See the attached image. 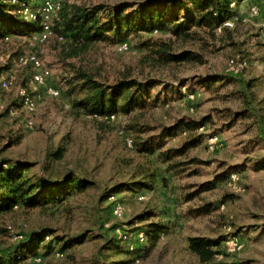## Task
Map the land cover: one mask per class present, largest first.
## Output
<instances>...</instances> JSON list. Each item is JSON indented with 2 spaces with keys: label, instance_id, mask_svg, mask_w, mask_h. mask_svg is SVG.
Instances as JSON below:
<instances>
[{
  "label": "rangeland",
  "instance_id": "obj_1",
  "mask_svg": "<svg viewBox=\"0 0 264 264\" xmlns=\"http://www.w3.org/2000/svg\"><path fill=\"white\" fill-rule=\"evenodd\" d=\"M127 1L145 0H76L85 4ZM232 2L239 18L236 23L232 21V33L213 37L204 34L175 43L176 49L186 47L198 52L201 58L197 61L159 65L144 59L145 51L128 39L123 40L130 46L124 53L117 51L118 41H98L69 59L64 58L68 45L53 36L40 42L33 37L8 35L6 43H0V75L11 69L17 82L24 83L30 70L18 67L13 59L20 53H34L51 70L47 84L60 91V96L53 98L40 87L36 109L29 115L14 94L2 96L4 108H10L0 112V159L31 163V175L55 180L73 170L92 182L62 202L0 214V249L14 242L2 231L3 226L10 225L22 233L48 229L52 238H60L48 251L41 247L37 250L43 256L39 264H264V0ZM252 6L257 8L256 13H252ZM231 57L246 62L231 83H200L211 76L227 75L225 68ZM65 61L96 72L108 82L123 71L138 78L156 76L172 81L175 87L183 79L174 96L146 110L143 118L157 126L171 124L182 116L196 120L206 117L208 121L200 131L216 134L214 147L209 149L207 142L201 141L172 159L185 162L175 170L169 169L157 152L138 153L135 146L126 145V139L132 137L124 128L126 117L117 115L106 123L72 107L60 83L69 70ZM187 92L194 97L188 99ZM10 140L13 143H8ZM182 141L171 138L165 148L177 147ZM57 150L61 154L55 159ZM190 159L196 160L189 163ZM230 171L237 172L235 181L223 179L214 188L206 187L207 182L221 179ZM149 173H154L151 187L134 191L123 188L115 193L125 210L121 218L113 217L106 200L112 187L131 185ZM140 194L145 199L138 200ZM207 203L212 204L211 211L200 213ZM147 212L155 216L141 221L138 216ZM148 221H160L167 232L152 249L137 253L142 246L137 230ZM228 226L244 245L239 252L228 251L220 240L229 234ZM120 232L128 234V241L117 238ZM80 234H85L81 243L65 249L61 258L53 256L52 252L62 248L66 240ZM190 236L218 241L219 253L210 262H200L188 249ZM131 244L135 250L128 253L125 250ZM20 264L33 263L25 260Z\"/></svg>",
  "mask_w": 264,
  "mask_h": 264
},
{
  "label": "trees",
  "instance_id": "obj_2",
  "mask_svg": "<svg viewBox=\"0 0 264 264\" xmlns=\"http://www.w3.org/2000/svg\"><path fill=\"white\" fill-rule=\"evenodd\" d=\"M232 1L234 0H145L85 4L78 3L76 0H62L61 8L53 16V31L56 35L53 37L57 39L59 34L64 36L63 44L69 47V51L64 55L67 59L80 50L87 51L98 41L120 43L128 39L135 40L134 46L145 51L144 59L150 58L153 63L159 65L197 61L201 58L198 52L186 47L176 49L175 43L194 40L204 34L213 37L215 34L232 33L231 28L227 26L222 27L221 32H216V28L226 20L235 23L238 21L237 11L231 6ZM17 2L0 0V43H6L7 40L3 39L6 35L31 38L41 30L39 19L30 20L19 9L20 5L24 4L31 11H36L39 6L38 0H17ZM155 30L157 32H154ZM64 63L69 66V70L67 75L61 76L60 83L63 84V92L70 99L72 107L91 118H94L93 115L108 116L110 114L126 117L124 128L131 133L133 146L137 152L145 155L157 152L159 158L167 163V167L171 170L185 164L182 161L172 162L173 158L183 155L188 149L199 145L201 141L216 136V134L203 133L199 130L200 127L204 128L203 124L208 121L206 117L196 120L182 116L171 124L157 126L144 120V112L160 103L165 104L166 97L175 95L177 88L184 83L183 79L178 81V86L175 87L170 83L172 81L166 82L168 80L156 76L138 78L128 71H123L121 76L108 82L99 78L96 72L75 62L65 61ZM2 69L3 67H0V74ZM232 79L233 76L230 74L215 75L201 80L200 83L229 84ZM154 89H156L155 92H153ZM8 108L10 107L4 110ZM103 120L106 123L112 122ZM171 138H183V141L177 147L165 148L166 142ZM8 143L13 142L10 140ZM60 154L59 150L55 151L53 158H59ZM195 160L190 159L189 163ZM31 168L32 164L29 162L0 159V214L19 207L34 208L62 202L72 194L84 191L92 184L90 180L73 170L68 171L63 178L53 180L44 175L29 174ZM232 173L237 172L230 171L223 176L224 178H214L206 183V187L214 188L217 181L227 180ZM151 177H154V173L143 176L131 185L113 186L106 200L110 194L119 192L123 188L134 191L139 187H151L154 180ZM14 206L17 208L15 209ZM210 209L212 204L207 203L199 210L200 213L203 211L207 213L211 211ZM154 216L152 212H147L138 217L141 221H145ZM141 228L137 231L144 233L145 241L137 249V253L152 249L167 232V226L160 221H148ZM2 231L6 233L5 226L2 227ZM229 235L233 233L230 232L220 240L225 241ZM23 236L22 240L13 242L5 249H0V264H20L25 260L30 261L28 259L31 256L39 254L37 250L40 247L48 251L53 241L60 240L58 237L52 238L48 229L33 230L23 233ZM84 236L85 234H80L66 240L62 248L52 252L53 256L56 250L64 251L74 244L81 243ZM45 237L49 239L45 240ZM117 238L126 242L129 236L127 240L118 235ZM144 244L146 246L143 248ZM218 245V241L206 236L188 237L189 251L203 263L210 262L219 253L216 249ZM133 250H135L133 247H126L125 251L131 253Z\"/></svg>",
  "mask_w": 264,
  "mask_h": 264
},
{
  "label": "built area",
  "instance_id": "obj_3",
  "mask_svg": "<svg viewBox=\"0 0 264 264\" xmlns=\"http://www.w3.org/2000/svg\"><path fill=\"white\" fill-rule=\"evenodd\" d=\"M13 3H18L17 0H11ZM39 6L36 11H31L28 6L21 4L20 10L22 13L30 20L36 21L39 19L41 30L38 34L34 35L33 38L37 39L40 42L47 41L52 36H56L53 31V16L58 12L61 8L62 0H38ZM234 2H231V6ZM252 13L257 12V8L255 6L251 7ZM231 27L232 21L226 20L222 25L216 28V32H221L222 27ZM154 32H157L156 30ZM4 40L8 39V36L3 37ZM57 39L63 42L64 36L59 34L57 35ZM130 48L128 42L122 41L117 44L116 49L118 52H126ZM14 64L18 67L30 70L29 77L25 81V83L17 82L18 78L14 70H8L4 75H0V112L3 111L4 105L2 103V96L5 94H14L18 99V102L21 106V109L26 112L28 115L32 114L37 105V100L40 97L39 88L44 87V92L53 98H57L60 96V91L54 87L52 84H47V80L51 77V70L47 66L44 65L43 61L34 53H26L19 54L14 59ZM246 62L241 58L231 57L228 59L225 71L226 73L236 76L241 70L245 67ZM186 97L188 99H192L194 97V93H187ZM94 118H103L105 120L113 121L116 117L114 114H110L108 116H97L93 115ZM27 125L31 127L32 121L28 120ZM203 127H200L199 130H202ZM217 136H211L206 139L207 147L212 149L216 143ZM126 145L128 147L133 146V142L131 138L126 139ZM237 173H232L230 177L227 179V182H233L237 179ZM138 200L145 199V195L140 194L137 196ZM107 201L111 206V213L113 217L121 218L124 214L125 206L122 200L115 194L112 193L108 196ZM16 209L17 206H14ZM6 233L12 236L14 242H18L24 238L22 232H16L10 225H6ZM120 228H118L119 230ZM228 233H230V226L227 227ZM120 238L127 240L128 236L120 232L118 235ZM48 237H45V240H48ZM137 239L140 242L145 241V235L142 231H137ZM128 241V240H127ZM224 243L226 244V248L230 252H239L243 249L242 241L236 235H229ZM132 248V244L129 246ZM54 256L56 258H61L64 256L63 251L56 250L54 252ZM19 258V256H18ZM42 256L40 254H35L31 256L28 260L34 263H40L42 261Z\"/></svg>",
  "mask_w": 264,
  "mask_h": 264
}]
</instances>
